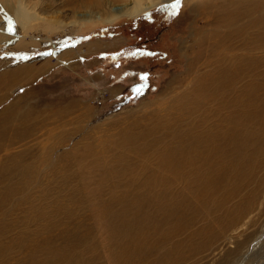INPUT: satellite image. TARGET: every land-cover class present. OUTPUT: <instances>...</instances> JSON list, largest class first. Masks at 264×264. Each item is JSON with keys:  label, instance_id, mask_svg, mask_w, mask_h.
Here are the masks:
<instances>
[{"label": "rangeland", "instance_id": "obj_1", "mask_svg": "<svg viewBox=\"0 0 264 264\" xmlns=\"http://www.w3.org/2000/svg\"><path fill=\"white\" fill-rule=\"evenodd\" d=\"M130 1L0 0V264H264V0Z\"/></svg>", "mask_w": 264, "mask_h": 264}, {"label": "bare ground", "instance_id": "obj_2", "mask_svg": "<svg viewBox=\"0 0 264 264\" xmlns=\"http://www.w3.org/2000/svg\"><path fill=\"white\" fill-rule=\"evenodd\" d=\"M167 1H169V0H131L127 6H122V7H118V8L112 7L110 9V11L112 12L114 10L113 13H112L113 16H116V15H127V14H129L131 16H135L137 13L142 12L144 10H147V9L151 8L152 6H154L157 3L167 2ZM24 11H26V10L25 9H20V8H17V10H16V12H20V13L23 12V17L24 18H27V16H30V14L27 11L26 12H24ZM113 16L106 15L105 17L110 20V18H112ZM21 45L23 46V44H21ZM26 45L27 44H24V46H26ZM88 47H89V45H88ZM73 50L74 51L66 50L64 52V54L68 55V54H72V52H74L77 55L78 52L81 51V50L78 51V48L77 49L75 48ZM44 61H45V63H43L41 66L39 65L40 67L38 66V64H32V63L24 64L23 63V65H20L19 67L15 68V69H7V70L1 71L0 72V91H2L1 88L4 89L6 87V84H9L8 83L9 81L14 80L15 78H17L19 76L21 78L25 77V76H29V75L35 73L37 70H41L44 66H46V65H48L50 63L48 58L45 59ZM24 73H25V75L22 76V74H24ZM0 99H1V97H0ZM8 115H10V114H8ZM192 145H189V146H192ZM194 149H195V146L191 149V151H194Z\"/></svg>", "mask_w": 264, "mask_h": 264}, {"label": "snow or ice", "instance_id": "obj_3", "mask_svg": "<svg viewBox=\"0 0 264 264\" xmlns=\"http://www.w3.org/2000/svg\"><path fill=\"white\" fill-rule=\"evenodd\" d=\"M180 2H181V0H174V3L171 4L170 7L173 9V11L171 12V15L174 16V15L177 14L176 10L178 9V7L180 5ZM8 31L11 32L12 31V28L9 27L8 28ZM137 91L139 92V89H137Z\"/></svg>", "mask_w": 264, "mask_h": 264}]
</instances>
